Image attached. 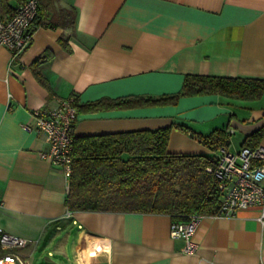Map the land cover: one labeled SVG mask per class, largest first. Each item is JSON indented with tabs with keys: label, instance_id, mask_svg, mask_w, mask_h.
<instances>
[{
	"label": "crops",
	"instance_id": "0c3cea01",
	"mask_svg": "<svg viewBox=\"0 0 264 264\" xmlns=\"http://www.w3.org/2000/svg\"><path fill=\"white\" fill-rule=\"evenodd\" d=\"M40 4L29 44L15 57L0 46V228L26 241L15 248L25 264H79L75 257L80 264H264V205L202 215L195 249L185 252L184 239L170 236V214L68 209L69 178L41 156L44 135L23 128L35 108L74 95V152L86 136L172 126L167 150L215 155L176 124L201 134L225 127L229 136L239 132L235 150L247 145L245 136L264 128V94L134 101L179 92L186 74L264 78V0ZM62 7L74 9L71 24L58 14ZM257 143L264 145V129Z\"/></svg>",
	"mask_w": 264,
	"mask_h": 264
},
{
	"label": "trees",
	"instance_id": "16d2710c",
	"mask_svg": "<svg viewBox=\"0 0 264 264\" xmlns=\"http://www.w3.org/2000/svg\"><path fill=\"white\" fill-rule=\"evenodd\" d=\"M38 1L39 12L32 32L41 23L43 6L41 0ZM16 6L10 0H0V16L11 14ZM74 13L72 8L62 7L58 11V14L70 18L67 22L70 24ZM32 67L40 82L46 85L39 71L34 69V63ZM210 93L258 99L264 94V78L186 74L179 92L137 98L134 103L166 104L174 102L179 95ZM175 127L188 132L212 150L229 143L225 127L214 128L208 134L193 132L182 124ZM171 128L84 137L82 145H78L79 151H73L76 156L73 153V170L65 200L67 208L75 211L166 213L173 220H186L193 213L218 214L221 194L219 179L215 175V155L167 150ZM262 129L247 134L243 143L256 145ZM122 153L127 154L126 158L120 156Z\"/></svg>",
	"mask_w": 264,
	"mask_h": 264
},
{
	"label": "built area",
	"instance_id": "2783aa9c",
	"mask_svg": "<svg viewBox=\"0 0 264 264\" xmlns=\"http://www.w3.org/2000/svg\"><path fill=\"white\" fill-rule=\"evenodd\" d=\"M39 12L38 0H20L16 9L8 16H0V46L10 49L13 57L24 49L32 38V28ZM77 116L75 96L60 97L53 106L35 108L31 122L24 123L28 131L42 133L47 148L41 156L59 167L65 178L72 172V128ZM215 175L219 179L221 194L219 214H229L237 209L252 205H264V145H242L235 151L221 146L215 150ZM210 170V168H208ZM201 214H189L186 220H173L170 236L182 237L183 251L195 249L193 235L198 227ZM23 238L4 232L0 228V246L7 252L0 255V264H25L15 249L25 245Z\"/></svg>",
	"mask_w": 264,
	"mask_h": 264
},
{
	"label": "rangeland",
	"instance_id": "374dc122",
	"mask_svg": "<svg viewBox=\"0 0 264 264\" xmlns=\"http://www.w3.org/2000/svg\"><path fill=\"white\" fill-rule=\"evenodd\" d=\"M237 99H240V100H243L241 98H237ZM230 150L231 151H235V148L238 146V139H239V132H236L235 134H231L230 136Z\"/></svg>",
	"mask_w": 264,
	"mask_h": 264
},
{
	"label": "bare ground",
	"instance_id": "6f19581e",
	"mask_svg": "<svg viewBox=\"0 0 264 264\" xmlns=\"http://www.w3.org/2000/svg\"><path fill=\"white\" fill-rule=\"evenodd\" d=\"M77 253V252H76ZM78 255V254H77ZM75 260H76V262H78L79 264L81 263V261L79 260V258L78 257H75Z\"/></svg>",
	"mask_w": 264,
	"mask_h": 264
}]
</instances>
